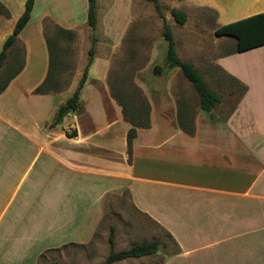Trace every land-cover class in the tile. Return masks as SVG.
<instances>
[{
	"label": "crops",
	"instance_id": "crops-1",
	"mask_svg": "<svg viewBox=\"0 0 264 264\" xmlns=\"http://www.w3.org/2000/svg\"><path fill=\"white\" fill-rule=\"evenodd\" d=\"M25 1L0 0L9 12L0 17L1 48L10 35L5 29L14 28L6 21L14 13L15 25ZM38 2L6 50L12 56L18 40L24 47L21 66L8 76L17 74L0 93V264H37L48 250L90 241L103 220L105 198L122 191L176 248L162 253L159 247L134 258L139 263L264 264V107H245L251 96L264 97V57L251 56L264 45L215 60L246 90L224 119L201 110L198 98L192 135L177 122L173 77L137 72L134 83L149 102L150 126L137 128L128 161L131 125L110 93V55L93 58L79 108L48 127L70 95L62 100L60 91L33 93L49 66L43 21L76 30L87 23L88 0H49L35 16ZM32 21L36 29L23 38ZM166 48L159 61L152 55L148 67L165 66ZM73 130V136L65 132ZM161 253L166 256L159 259Z\"/></svg>",
	"mask_w": 264,
	"mask_h": 264
},
{
	"label": "rangeland",
	"instance_id": "rangeland-1",
	"mask_svg": "<svg viewBox=\"0 0 264 264\" xmlns=\"http://www.w3.org/2000/svg\"><path fill=\"white\" fill-rule=\"evenodd\" d=\"M38 3L35 16L48 5L49 0H39ZM98 3L95 27L92 29L86 22H82L73 30L72 37L60 32L59 28L62 27L51 18H45L43 21L42 36L46 44L48 40L52 51L55 62L52 76L61 87L59 91L62 100L71 95L81 77L93 36L96 37L94 57L97 54L110 55L108 81L110 80V84L113 85V91L121 92L119 80L126 85L128 79L132 78L134 81L139 71L153 73V66L148 67L149 62L153 54L154 61L160 60L163 51L165 54L167 43L162 37V30L164 25H168L173 33L179 58L195 66L204 82L220 99V103L210 115L224 119L230 114L237 105V100L241 98L244 86L229 74L221 72L214 64L218 57L227 56L235 45L232 37L216 36L214 31L225 23L264 11V0H159L161 14L157 13L154 5L146 0H99ZM172 9L186 13L187 18L183 25L174 20ZM14 16L12 13L10 19L6 21L8 25L14 26ZM34 22L32 21L29 29L24 32L23 38L36 29ZM9 27L4 32L11 34L12 30ZM124 27L121 42L118 39L113 48L115 36H118ZM4 32H1V35L5 34ZM9 53L12 56H6L7 59H4L5 62L3 61L0 67V84L22 64L24 47L20 40ZM251 56L264 57V51L254 52ZM164 71L172 76L176 83L174 91L179 108L177 120L180 113L186 127H189L191 122L187 119L193 117L198 110L197 92L184 78L179 67L168 69L164 66L162 73ZM256 73H259L258 69ZM90 95L86 92V101H90L92 98ZM32 105L39 107L37 102H32ZM245 107H264V97L258 100L255 95L251 96ZM110 226L115 228L113 251L126 249L151 238L160 239L164 245L160 248L162 253L176 250L172 240L161 228H157L135 210L130 202L129 192L122 191L119 194H109L105 198L103 220L97 225L90 241L71 242L57 249L48 250L43 258H39L37 264H101L110 252L108 242ZM162 253L159 259L166 256ZM112 264L141 263L138 259L130 258Z\"/></svg>",
	"mask_w": 264,
	"mask_h": 264
},
{
	"label": "trees",
	"instance_id": "trees-1",
	"mask_svg": "<svg viewBox=\"0 0 264 264\" xmlns=\"http://www.w3.org/2000/svg\"><path fill=\"white\" fill-rule=\"evenodd\" d=\"M154 5L157 13L161 14L159 0H146ZM34 0H26L25 6L22 14L16 20L12 33L5 39L2 50L0 51V67L2 61L6 57V50L15 42L17 35L23 29L30 18L31 10L33 8ZM0 14L4 17L8 16L7 9L0 2ZM171 14L174 20L183 25L186 21L187 15L184 11L179 9H172ZM96 0H88V10H87V24L92 29L96 25ZM59 31L64 33L66 36L72 37L73 31L59 28ZM214 34L216 36H228L235 40L234 48L231 49L226 55L246 51L255 47L264 45V11L251 14L249 16L225 23L218 26ZM162 37L167 43L165 66L166 68L179 67L182 75L191 84L192 88L197 92L199 98V108L206 112H211L212 109L220 103L218 95L204 82L198 70L188 62L181 60L177 54L175 41L173 38V33L168 25L163 26ZM95 43L96 37H92V42L88 50V60L82 71L81 77L77 83L76 88L72 94L62 103L54 116L52 123L48 125L49 128H53L60 124L63 118L69 114L75 112L80 105V92L83 85L87 79L88 68L92 63L95 53ZM47 48L49 53V66L45 79L41 84H39L34 90L35 94H47L50 92H58L61 90L53 78V67L55 65L54 59L52 58V51L50 49L48 40ZM163 67L160 65H155L153 67V72L155 74H161ZM17 72V71H16ZM17 74V73H15ZM8 76L0 84V93L6 88L8 82L15 75ZM232 78V77H231ZM236 81V80H235ZM111 96L116 100V102L121 106L122 114L126 121L131 125L127 132V152L129 155L128 161L131 160L132 154V142L136 136L137 128H148L150 126V105L146 97L144 96L142 90L134 83L132 78L127 80L126 85L122 80L118 81L121 92L113 91V85L110 84ZM246 87H243L245 92ZM190 123L189 127H186L182 116L179 113L178 125L186 133L192 135L194 133L193 117L187 119ZM67 135L73 136L76 131L71 132L65 131ZM108 242L110 244V252L106 256L105 260L101 264H112L116 261L124 260L127 258H136L145 255H150L156 253L159 247L164 246L159 239H152L149 241H141L133 244L132 246L122 249L119 251H113L114 244V226L109 228ZM44 254L40 258H43ZM74 264V263H70Z\"/></svg>",
	"mask_w": 264,
	"mask_h": 264
},
{
	"label": "water",
	"instance_id": "water-1",
	"mask_svg": "<svg viewBox=\"0 0 264 264\" xmlns=\"http://www.w3.org/2000/svg\"><path fill=\"white\" fill-rule=\"evenodd\" d=\"M163 21L165 22V18L163 19Z\"/></svg>",
	"mask_w": 264,
	"mask_h": 264
}]
</instances>
